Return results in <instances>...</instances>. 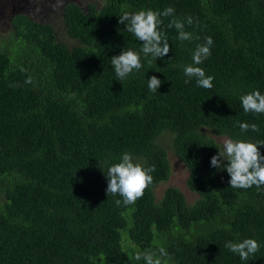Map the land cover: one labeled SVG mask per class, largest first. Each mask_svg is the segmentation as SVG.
<instances>
[{
    "label": "trees",
    "instance_id": "trees-1",
    "mask_svg": "<svg viewBox=\"0 0 264 264\" xmlns=\"http://www.w3.org/2000/svg\"><path fill=\"white\" fill-rule=\"evenodd\" d=\"M168 7L192 18L185 31L198 39L180 41L172 17H160L170 51L149 64L118 19ZM10 25L0 38V264H145L134 254L160 248L162 264H264V186L232 188L210 165L222 149L213 137L264 141V113H245L240 101L264 95V0L68 2L58 28L19 16ZM205 37L211 55L196 66L214 77L211 89L185 83L182 68ZM123 49L142 67L118 80L110 59ZM167 137L192 204L174 187L156 199L169 177ZM125 152L156 170L141 198L117 206L106 176ZM248 238L260 248L247 261L224 247Z\"/></svg>",
    "mask_w": 264,
    "mask_h": 264
},
{
    "label": "clouds",
    "instance_id": "clouds-1",
    "mask_svg": "<svg viewBox=\"0 0 264 264\" xmlns=\"http://www.w3.org/2000/svg\"><path fill=\"white\" fill-rule=\"evenodd\" d=\"M61 0H57V5ZM174 8L168 7L163 12L152 10H140L135 13L124 12L118 19V23L126 26V31L133 34L141 42L140 51L144 57H151L148 63L155 62L158 58L162 59L170 51L166 34L160 29L163 20L160 17H172L168 27L175 28L180 41H192L198 39L192 33L185 31V24L192 25L193 20L187 17L184 21L174 16ZM213 44L211 37H205L203 44H197L193 55L192 64L183 65V73L188 78V83L192 78L196 79L197 86L211 89L214 77L206 76L204 70L196 65L202 64L210 55V48ZM111 64L114 68L118 80L126 79L134 70L139 71L142 67L140 54L128 49L122 50L117 56H113ZM27 82H31L30 80ZM148 89L157 93L161 86V81L152 76L147 79ZM243 111L245 113H264V95L260 91H253L240 97ZM242 132H258L256 124L239 123ZM264 147V141L252 143L242 140H233L224 138L222 149L217 155L210 159L211 167L226 171L230 177L229 185L235 189H249L255 186L260 189L264 186V155H261L259 147ZM107 163V161H106ZM155 165L144 167L141 163L135 162L130 153H123L118 163L111 164L107 171L106 193L119 195L115 204L120 206L134 204L144 194L146 188L152 184L155 171ZM224 247L232 253L238 254L242 261H247L254 256L260 248L258 242L254 239H243L239 242L228 241ZM167 252L160 248L158 250L137 251L134 259L139 261L143 259L145 264H162V257L167 256Z\"/></svg>",
    "mask_w": 264,
    "mask_h": 264
},
{
    "label": "rangeland",
    "instance_id": "rangeland-1",
    "mask_svg": "<svg viewBox=\"0 0 264 264\" xmlns=\"http://www.w3.org/2000/svg\"><path fill=\"white\" fill-rule=\"evenodd\" d=\"M68 2H73L86 10L88 5L98 4L99 0H61L59 5H57V0H0V38L10 33V22L16 16L31 24L51 23L57 28L60 27L61 7ZM213 138L222 146L224 138ZM169 145V138H164L163 147L166 150L170 170L168 179L160 182L154 191L156 199L161 198L165 189L174 187L183 193L189 204H192L197 196L186 187L187 171L174 156Z\"/></svg>",
    "mask_w": 264,
    "mask_h": 264
}]
</instances>
